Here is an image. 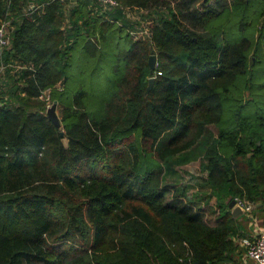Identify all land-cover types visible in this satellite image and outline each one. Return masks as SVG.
<instances>
[{"label":"trees","instance_id":"obj_1","mask_svg":"<svg viewBox=\"0 0 264 264\" xmlns=\"http://www.w3.org/2000/svg\"><path fill=\"white\" fill-rule=\"evenodd\" d=\"M117 1L0 0L9 28L0 49V264H239L243 214L233 217L229 201L255 204L264 223V116L244 114L235 96L261 47L226 31L250 0ZM239 24L242 32L247 22ZM73 57L76 69L108 61L113 86L96 114L82 87L68 90ZM54 102L59 127L46 115ZM225 106H235L227 120ZM183 155L200 159L207 194L165 181Z\"/></svg>","mask_w":264,"mask_h":264},{"label":"rangeland","instance_id":"obj_2","mask_svg":"<svg viewBox=\"0 0 264 264\" xmlns=\"http://www.w3.org/2000/svg\"><path fill=\"white\" fill-rule=\"evenodd\" d=\"M226 19L227 15L223 12L214 24L223 25ZM235 20H237L236 26L232 29H226L229 39L231 41H238L241 37L246 36L251 41V48L249 50L254 48L257 42L259 48L261 47L259 50V57L256 58L254 63L249 62V64L253 67L251 72L252 78L249 80L250 82L248 87L242 92L241 89L238 93H235V96L240 103L245 104L243 106L244 114H258L264 116V90H260L261 93L255 91L261 83H264V0H250L244 11L236 10V13L231 16L230 21L234 22ZM241 21L247 22V25L243 28L244 30L242 32L239 31V23ZM260 33L261 37L259 39L258 35L260 36ZM75 52L76 48L73 49V55H75ZM252 53L253 52L250 51L249 56H251ZM73 61L74 64L70 67V71L73 75H71V78L68 81V90L71 93L72 91L74 92L76 89L82 87L87 94L84 98L85 103L89 107V110L96 114L100 111L103 102L108 97L113 86L112 75L106 71L109 66L108 61L107 59L99 61L96 66L93 67L91 65L89 68L78 65V67L82 69H76L77 61L74 57ZM246 78V75L241 76L239 80L243 81ZM254 92L257 96L253 95ZM233 108H235V106H225L224 115L222 116L223 119L226 118L224 120L230 118ZM56 113L60 118V106L58 104L56 106ZM199 162V158L189 161L186 155L174 158L170 163L171 165L167 169V177L165 178V181H182V184H187L189 186L188 193L192 196L200 195V193L207 194L209 189L204 187L200 189L199 182L196 179L200 174ZM172 170L178 173L171 174ZM208 202L211 207H217L214 203V199H210ZM208 202H202L201 205L207 206ZM253 210L252 214L255 217ZM257 215H259V213ZM255 220H258V218L255 217Z\"/></svg>","mask_w":264,"mask_h":264},{"label":"built area","instance_id":"obj_3","mask_svg":"<svg viewBox=\"0 0 264 264\" xmlns=\"http://www.w3.org/2000/svg\"><path fill=\"white\" fill-rule=\"evenodd\" d=\"M104 6L117 7V0H99ZM130 16V15H129ZM9 42V28L8 22L4 21L0 24V49L7 45ZM48 91H44L39 95V98L48 100ZM51 104H47V108ZM236 201L244 208V213H247L249 217L255 220L252 214V210L255 208V204L246 200L236 199ZM239 244L243 248L244 255L256 262L257 264H264V231L254 235H244L239 238Z\"/></svg>","mask_w":264,"mask_h":264},{"label":"water","instance_id":"obj_4","mask_svg":"<svg viewBox=\"0 0 264 264\" xmlns=\"http://www.w3.org/2000/svg\"><path fill=\"white\" fill-rule=\"evenodd\" d=\"M148 64H149V74L150 77L148 78V84L146 86L145 89V94H147L149 92V90L151 89L153 82H154V69L156 66V55L155 54H151L148 58ZM56 106L57 104L54 102L52 103L47 109H46V115L48 116V118L56 125V126H60V120L59 117L56 113ZM60 135H63V131H60ZM63 143L66 145V140L63 138L62 139ZM228 207L233 215V217H237L240 214L244 213V208L236 201V199H231L228 203Z\"/></svg>","mask_w":264,"mask_h":264},{"label":"crops","instance_id":"obj_5","mask_svg":"<svg viewBox=\"0 0 264 264\" xmlns=\"http://www.w3.org/2000/svg\"><path fill=\"white\" fill-rule=\"evenodd\" d=\"M134 16H136V13H134ZM258 212L259 211L257 210V208H255L253 210V213L255 214V217L258 218V220L251 219L247 213H243V215L241 217V221L243 223V229H244L245 233L248 234V235H254V234H257L259 232L264 231L263 218H262V216H259L260 214L257 215ZM238 246H239L238 249L240 251L239 253H241L240 256L238 257L239 264H257L256 262H254L251 259H248L244 255L243 248L239 244V241H238Z\"/></svg>","mask_w":264,"mask_h":264}]
</instances>
